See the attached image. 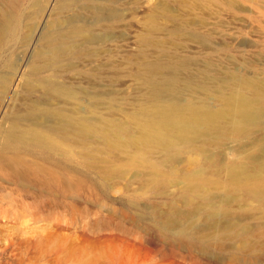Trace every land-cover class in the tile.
Wrapping results in <instances>:
<instances>
[{
  "label": "rangeland",
  "instance_id": "374dc122",
  "mask_svg": "<svg viewBox=\"0 0 264 264\" xmlns=\"http://www.w3.org/2000/svg\"><path fill=\"white\" fill-rule=\"evenodd\" d=\"M263 192L264 0H0V264H264Z\"/></svg>",
  "mask_w": 264,
  "mask_h": 264
},
{
  "label": "bare ground",
  "instance_id": "6f19581e",
  "mask_svg": "<svg viewBox=\"0 0 264 264\" xmlns=\"http://www.w3.org/2000/svg\"><path fill=\"white\" fill-rule=\"evenodd\" d=\"M109 1H112V0H109ZM93 7V6H92ZM92 11H93V9H91ZM108 10V9H107ZM94 14H93V16H96L97 17V19L98 18H102L101 16L102 15H107L106 17H111V15H112V13L114 12L113 10L111 11V10H109V11H107V12H109L108 14H106L107 12H103L100 8H94ZM115 15H116V13H114ZM104 17V16H103ZM112 18V17H111ZM53 23V22H52ZM56 24V23H55ZM86 34H85V38L87 39V40H93V36H92V34H90V33H87V32H85ZM80 34H82V33H80ZM76 35V34H75ZM79 35V34H78ZM84 35V34H83ZM60 39V38H59ZM78 39V38H77ZM65 40V39H64ZM67 40V39H66ZM75 40V39H74ZM57 41H58V39H57ZM70 41V40H69ZM56 42V41H55ZM59 42V41H58ZM51 43V42H50ZM53 43V42H52ZM60 43L61 42H59L58 44V46H56V47H52V52L53 53H56V52H59V51H61V50H63V48L64 47H62V45H60ZM76 44V43H75ZM74 44V46H76ZM69 45V44H68ZM67 45V46H68ZM71 45H73L72 43H71ZM66 46V47H67ZM78 46V45H77ZM70 47V46H69ZM68 48V47H67ZM41 49V48H40ZM42 50V49H41ZM73 50V49H72ZM42 52V51H41ZM173 68V67H172ZM171 68V69H172ZM169 69V68H168ZM171 69H170V71H171ZM161 70V69H160ZM151 72H155V70L153 71H151ZM157 72H159V71H157ZM161 72V71H160ZM165 72V71H164ZM172 73H173V71H171ZM159 77V76H158ZM191 77V76H190ZM173 80V78L172 77H169V75H168V77H164V78H162V80H160V82H156L154 85H152V91L154 92V93H157V91L158 90H160V88H166L167 86H168V83L169 82H171ZM161 91V90H160ZM157 95V94H156ZM163 96V95H162ZM164 97V96H163ZM158 98V97H157ZM222 99V98H221ZM164 100V99H163ZM167 102V101H166ZM172 104V103H171ZM224 104L227 106V107H229V108H231V107H234L235 109H236V111L238 110L239 111V113H245V111H246V108H247V106H246V104L243 102V100L239 97V98H234V96L233 95H230V96H228L227 98H225V100H224ZM202 111V110H201ZM202 112H204V111H202ZM207 114V113H206ZM208 114H210L209 112H208ZM211 114H213V113H211ZM137 116H138V120H139V124H140V128H141V131H139V132H136V133H142L143 134V136L144 137H146V138H150V139H152L153 141H155L157 144H159V145H162V146H167V145H169V144H171L173 141H174V139L176 138V137H179L178 136V134H173V133H171L170 131H169V129H170V127H180V125H182V126H187V125H190V124H195L196 123V121H198L199 120V122H205V124L206 123H208L209 122V119H211V118H209V117H206V116H204L203 114H201V112H199V110H197V109H194V108H187V107H185V108H183V109H181V108H178L177 106H174V105H166V104H164V103H151V104H147V103H145V104H143V105H141L140 106V108H139V110L137 111ZM67 120V119H66ZM68 121V120H67ZM215 121H218V120H215ZM219 122V121H218ZM226 122V121H225ZM81 124V123H80ZM67 125H69V124H67ZM72 125V124H71ZM70 125V126H71ZM76 125V124H75ZM210 125H213V124H210ZM216 125H218V124H216ZM74 125H72V127H73ZM207 126V125H206ZM219 126H220V124H219ZM233 126V125H232ZM232 126H231V128L230 129H232ZM77 128H81V127H79V126H76ZM230 127V126H229ZM57 128V127H56ZM58 128H62V126H60V127H58ZM211 128H212V126H211ZM217 128H219V127H217ZM223 128H224V126H223ZM69 132H70V129H69ZM234 132H235V134H238V135H243V134H245V129L243 128V127H241V126H236L235 128H234ZM60 133V132H59ZM61 133H66V132H61ZM70 133H74V132H70ZM140 133V134H141ZM75 135H77L76 133H74ZM136 137V136H135ZM34 139V138H33ZM64 140V139H63ZM116 141V140H115ZM122 142V141H121ZM128 142V141H127ZM136 142V141H135ZM147 142H149V141H147ZM151 142V141H150ZM149 142V143H150ZM108 143V142H107ZM107 143H105L106 145H107ZM123 143H125V142H123ZM138 143V142H137ZM152 143V142H151ZM150 143V144H151ZM139 144V143H138ZM144 142H143V146H144ZM108 145H109V143H108ZM110 145H112V144H110ZM109 145V146H110ZM112 146H114V145H112ZM139 147V146H138ZM146 147H148V146H146ZM149 147H151V146H149ZM152 147H158V146H153L152 145ZM118 149V148H117ZM161 149V148H160ZM165 148H163V150H164ZM122 150V149H121ZM124 151V150H123ZM129 152V151H128ZM176 154V153H175ZM167 156V155H166ZM16 160H20V159H18V158H16ZM147 180V179H146ZM146 180H145V183L144 184H146L147 182H149V181H151V179L149 180H147V182H146ZM192 189H193V187H192ZM202 191V190H201ZM264 193V192H263ZM232 198H234V196H231ZM210 198V197H209ZM230 198V197H229ZM227 199V198H226ZM228 200V199H227ZM226 200V201H227ZM224 201V200H223ZM195 203H196V201H195ZM195 203L193 204V207L195 206ZM192 204V203H191ZM203 205V204H202ZM197 206V205H196ZM200 206V205H199ZM201 208L203 207V206H200ZM170 208H171V211H169L168 209L166 210V211H168V212H170L169 214H167V215H165V216H163L162 218V220H163V222L165 223V225L166 224H169V225H172V223L174 224L175 222H176V220H177V218L174 216V217H172V214H176L175 212H174V210L172 209L173 208V206H170ZM169 208V209H170ZM176 207L174 206V209H175ZM199 208V207H198ZM194 209V208H193ZM195 209H197V207L195 208ZM176 211H179V209L177 210V209H175ZM200 210V209H199ZM198 210V211H199ZM159 211V210H158ZM165 211V212H166ZM192 211V210H191ZM195 212V211H194ZM156 213H157V211H156ZM155 213V214H156ZM161 213V212H160ZM180 213V212H179ZM179 213H177V216H178V214ZM182 213V212H181ZM198 213V212H197ZM164 214V213H163ZM162 214V215H163ZM156 215H158V216H162L161 214H159V212L156 214ZM185 215V214H184ZM179 216H180V214H179ZM229 216H231V214L229 215ZM176 219V220H175ZM179 219H181L182 220V217L181 218H179ZM178 219V220H179ZM161 220V219H160ZM177 220V221H178ZM180 220V221H181ZM175 221V222H174ZM179 222V221H178ZM178 222H176L177 224H179ZM175 223V225H177ZM181 223V222H180Z\"/></svg>",
  "mask_w": 264,
  "mask_h": 264
}]
</instances>
